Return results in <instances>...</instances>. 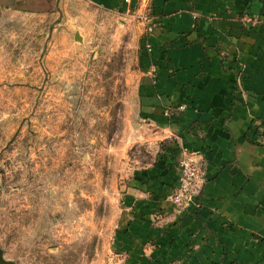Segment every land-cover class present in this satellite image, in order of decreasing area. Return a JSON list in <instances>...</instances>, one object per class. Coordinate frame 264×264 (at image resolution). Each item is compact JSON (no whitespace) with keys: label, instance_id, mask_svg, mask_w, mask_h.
<instances>
[{"label":"rangeland","instance_id":"obj_1","mask_svg":"<svg viewBox=\"0 0 264 264\" xmlns=\"http://www.w3.org/2000/svg\"><path fill=\"white\" fill-rule=\"evenodd\" d=\"M147 11L0 0L3 264H180L130 233L132 193L168 145L140 126Z\"/></svg>","mask_w":264,"mask_h":264},{"label":"crops","instance_id":"obj_2","mask_svg":"<svg viewBox=\"0 0 264 264\" xmlns=\"http://www.w3.org/2000/svg\"><path fill=\"white\" fill-rule=\"evenodd\" d=\"M87 1L119 14L146 5L154 25L141 58L140 126L168 145L138 181L149 193H132L137 251L153 241L169 262L264 264V145L254 128L264 123V0ZM183 147L199 152L206 184L197 206L178 213L165 200ZM153 210L168 216L162 230Z\"/></svg>","mask_w":264,"mask_h":264},{"label":"built area","instance_id":"obj_3","mask_svg":"<svg viewBox=\"0 0 264 264\" xmlns=\"http://www.w3.org/2000/svg\"><path fill=\"white\" fill-rule=\"evenodd\" d=\"M130 2L131 0H124L126 4ZM248 21L251 22V19ZM151 72L154 73L155 71L152 70ZM254 128L258 134L259 143L264 145V123L257 122ZM179 168L178 185L174 192L166 198V202L176 212L184 213L193 206H197L206 184L204 172L200 165L199 152L186 147L181 148Z\"/></svg>","mask_w":264,"mask_h":264},{"label":"water","instance_id":"obj_4","mask_svg":"<svg viewBox=\"0 0 264 264\" xmlns=\"http://www.w3.org/2000/svg\"><path fill=\"white\" fill-rule=\"evenodd\" d=\"M3 263H4V261L1 258V251H0V264H3Z\"/></svg>","mask_w":264,"mask_h":264}]
</instances>
